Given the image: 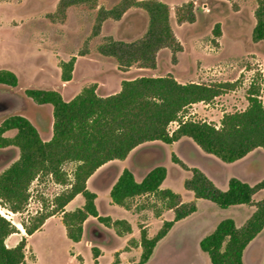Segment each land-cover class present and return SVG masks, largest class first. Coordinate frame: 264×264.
<instances>
[{"label": "rangeland", "instance_id": "374dc122", "mask_svg": "<svg viewBox=\"0 0 264 264\" xmlns=\"http://www.w3.org/2000/svg\"><path fill=\"white\" fill-rule=\"evenodd\" d=\"M162 1L168 8L172 37L164 39L151 57L135 60L128 46L145 37L149 24V15L139 6L138 0H0V68L9 69L17 76L15 87L0 84V111L7 107L2 100L4 92L24 98L30 108L16 112L26 116L36 126L40 136L48 139L52 108L50 105L35 104L24 94V90L30 87L56 89L68 100L83 86L95 83L96 87L99 86L97 94L106 95L120 85V77L113 73L107 75L105 71L96 74L107 63H115L120 70L119 75L124 78L161 73L185 77L180 79L184 82L233 84L232 89L208 103L196 102L186 107L183 114L191 119L218 126L224 113L244 109L249 85H264V42L252 39L257 0ZM216 23L219 24V35L213 33ZM71 56H75V74L70 81L61 83L60 62ZM131 61L132 67L129 68L127 63ZM139 64L148 67L137 69ZM22 104L16 102L18 107ZM36 109L45 121L42 124L35 120ZM7 113H1L0 120ZM174 126L170 123L168 129ZM12 133L7 131L4 135ZM172 152L178 153L179 146L160 141L145 142L131 151L124 162L107 163L100 167L87 184L89 190L98 193L99 199H95V204L101 214L108 212L113 218H129L132 232L138 236L141 226L153 235L164 220L172 219L173 212L151 194L130 199L126 208L114 203L107 205L110 201L107 190L123 166L133 168L135 178L139 180L151 166L163 165L167 174L162 187L170 188L185 200L194 199L192 192L184 187L191 168L199 162L205 173L214 176L202 159L192 160L188 154V158H179ZM17 155L18 150L13 146L0 148V171ZM213 160L211 167L217 178L213 179L220 190L227 188L231 177L241 178L250 185L264 180V148L254 149L247 160L236 166L215 156ZM74 166V162L62 165L70 178ZM63 188L50 176L38 177L29 186V198L22 212L11 213L0 206V213L18 228L11 236L17 240L25 236V264H109L113 260L116 264L119 252L135 247L133 237L123 246L114 227L91 217L84 223L85 235L79 242H73L66 236L64 225L57 217L60 212H56L55 217L48 219L30 236L26 235L20 222L31 224L35 216L51 210L53 197ZM263 198L264 191L258 190L251 204L226 208L205 199H195V211L175 223L157 242L152 259L146 264H211L207 254L199 249V239L224 218H230L236 226H241L253 212L254 203ZM82 203L83 197L79 194L68 204L67 210ZM98 228L99 238L90 244L86 241L87 234ZM263 241L264 227L256 237L257 255L251 261L246 257L247 264L259 258L260 242ZM91 246L103 250L97 262ZM113 247L118 251L112 253ZM132 255L124 260L125 263L128 260L131 264H139L138 261L133 262L136 257L134 253Z\"/></svg>", "mask_w": 264, "mask_h": 264}, {"label": "trees", "instance_id": "16d2710c", "mask_svg": "<svg viewBox=\"0 0 264 264\" xmlns=\"http://www.w3.org/2000/svg\"><path fill=\"white\" fill-rule=\"evenodd\" d=\"M138 4L147 11L149 24L145 37L128 46L135 60L151 57L164 39L172 37L165 3L141 0ZM254 15L252 39L264 42V0H257ZM213 33L219 35L218 23ZM74 61L75 56H71L60 62L61 80L71 79ZM0 84L15 87L17 76L9 69L0 68ZM232 86L229 82L181 83L167 74L122 79L119 90L107 95L97 94L96 84L91 83L68 100L55 89L26 88L24 94L35 104L51 106V133L48 139H43L36 126L17 112L7 113L0 120V148L13 146L18 150L17 157L0 171V206L11 213L22 212L27 205L31 182L50 176L64 188L53 197L51 210L35 216L31 224L20 222L26 235L39 229L44 220L56 212H61L65 234L72 241H79L83 223L89 216L114 227L117 235L130 233L127 220H112L108 215L99 214L96 194L86 187L89 176L102 164L124 159L133 148L147 141L171 143L187 137L202 151L226 163L241 159L256 148H264V85L250 84L246 90V107L224 113L218 126L183 114L191 104L208 103ZM171 122L177 125L169 131ZM7 131L13 133L4 135ZM65 162L75 163L71 178L62 168ZM165 176L166 168L160 164L151 166L138 181L130 169L123 168L109 189L111 202L116 205L126 208L130 199L151 194L173 211V218L164 220L153 236L147 235L145 227L139 228V264L148 260L156 243L175 221L196 209L194 202H182L179 194L169 188H160ZM184 187L192 191L194 197L226 208L251 204L255 192L264 191V180L250 185L238 177H231L227 188L220 190L199 168L192 167ZM77 194L83 197V204L73 210H64ZM254 207L241 226L224 218L199 239V249L207 254L211 264H244V249L264 227V198L256 201ZM17 229L0 213V264L25 263V236L13 246L5 244V238ZM99 231L98 228L88 233L87 240L96 242ZM91 251L95 258L97 247L91 246ZM261 264H264V253Z\"/></svg>", "mask_w": 264, "mask_h": 264}, {"label": "crops", "instance_id": "0c3cea01", "mask_svg": "<svg viewBox=\"0 0 264 264\" xmlns=\"http://www.w3.org/2000/svg\"><path fill=\"white\" fill-rule=\"evenodd\" d=\"M138 1H141V0H138ZM158 1H161L162 3H164L162 0H158ZM128 64V67L129 68H131L132 67V61L131 62H128L127 63ZM153 64H154V62H153ZM152 64V65H153ZM91 66L89 63H87V66ZM151 65V66H152ZM147 65H142V64H139V66H137V69H147ZM170 67H173V65H170ZM101 67H99L98 68V70L100 69ZM75 71H76V63H75V61H74V64H73V69H72V72H71V79L73 78V76H74V74H75ZM107 72V75H111V73H113L114 74V76H118V77H120L119 78V81H121L122 79H130V78H134V77H130V78H124V77H122V76H120L119 75V72H120V70H118L117 69V66H116V64L114 63V64H109V63H107L104 67H102L101 68V71H97L96 72V74H100V73H103V72ZM88 74V73H87ZM86 74V75H87ZM151 75H153V74H151ZM158 75H163V74H158ZM141 76V75H140ZM172 76L178 81V82H181V83H184V81H181L180 79H182V78H185V77H181V76H179V75H176V74H172ZM138 77V76H137ZM70 79V80H71ZM70 80H68V81H70ZM68 81H61V83H65V82H68ZM98 87L99 86H97L96 87V92H97V89H98ZM119 88H120V85H118L117 86V89L114 91V92H116V91H118L119 90ZM58 89V88H57ZM56 90V89H55ZM80 90V89H79ZM58 91V90H57ZM114 92H112V93H114ZM77 93V92H76ZM75 93V94H76ZM75 94H73V96L75 95ZM110 94V93H109ZM107 95V94H106ZM72 96V97H73ZM71 98V97H70ZM171 123H174L175 124V126H174V128L176 127V123L175 122H171ZM174 128H172L171 130H173ZM170 129H169V131H171ZM155 141H157V140H155ZM147 142H153V141H147ZM161 142V141H160ZM145 143V142H144ZM163 143V142H162ZM141 144H143V143H141ZM141 144H139V145H141ZM164 144H169V145H171V146H179V152L177 153V152H172L176 157H179V158H181L182 156H186L187 154L189 155V156H191V157H189V158H191L192 160H196V159H202L203 160V163L205 164V166H206V168H208L209 170H210V172H211V174L215 177V179H217L216 178V176H215V173H214V168H212L211 166H212V164H213V162L215 161V160H213L214 159V156H209V154H207V153H204L190 138H187V137H181L180 139H178V140H176V141H173V142H171V143H164ZM139 145H137L136 147H138ZM135 147V148H136ZM135 148H133L131 151H133ZM131 151L128 153V155L131 153ZM253 151V150H252ZM252 151H250L249 153H247L244 157H242L241 159H238V160H236V161H233V162H231V164L232 165H234V166H236V165H238L239 163H242V161H245V160H247L249 157H250V155H251V153H252ZM128 155L124 158V159H113V160H110V161H107L106 163H104V164H102L101 166H99L90 176H89V178L100 168V167H102V166H104V165H107V163H122V162H124L126 159H127V157H128ZM187 155V156H188ZM186 156V157H187ZM188 158V157H187ZM217 159V158H216ZM199 163V162H198ZM198 163H196V168H199L214 184H215V179H213L214 177H211V175H209V174H207V173H205L204 172V170H203V168L202 167H200V165L198 164ZM240 167H241V165H240ZM123 168H128V169H130L132 172H133V168H131V167H127V166H123L122 168H121V170L123 169ZM149 169V168H148ZM147 169V170H148ZM121 170H120V172H121ZM146 170V171H147ZM146 171H144V173L146 172ZM216 171V170H215ZM119 172V173H120ZM144 173L142 174V176L144 175ZM166 174H167V170H166ZM133 175H134V172H133ZM118 176V175H117ZM142 176H141V178H142ZM134 177H135V175H134ZM190 177V176H189ZM189 177H187V178H189ZM88 178V179H89ZM140 178V179H141ZM186 178V179H187ZM88 179H87V181H86V187L88 188ZM136 179V178H135ZM139 179V180H140ZM241 179V178H240ZM137 180V179H136ZM242 180V179H241ZM138 181V180H137ZM243 181H245V180H243ZM160 188H164V187H162V183L160 184ZM89 189V188H88ZM109 189H110V187L108 188V193H109ZM170 189V188H169ZM186 189V188H185ZM188 191H190V190H188ZM187 191V192H188ZM174 192V191H173ZM190 192H192V191H190ZM95 194H96V198L95 199H99L98 198V193L97 192H94ZM107 193V192H106ZM176 193V192H175ZM189 193V192H188ZM178 194V193H177ZM79 194H77V195H75V197H73V199H71L65 206H64V210H67V206H68V204L72 201V200H74V199H76V197L78 196ZM192 195H193V193H192ZM179 197H180V200L182 201V202H190V201H192V202H194L195 201V199H197L196 197L194 198V199H190V200H185L183 197H181L180 195H179ZM202 199V198H201ZM108 204V206H111V204H112V202H111V199H110V201H108L107 202ZM83 204V203H82ZM81 204V205H82ZM195 204V203H194ZM80 205V206H81ZM96 205V204H95ZM80 206H77V207H80ZM97 207V206H96ZM122 207V206H121ZM76 208V207H75ZM73 210V209H72ZM97 210H98V212H99V214L100 215H108L109 217L111 216L112 217V215H110L108 212H106V213H104V214H101V212H100V210L97 208ZM169 210H171L172 211V209H169ZM173 212V211H172ZM53 217H55L54 215H51V216H49V217H47L45 220H44V222H43V224L41 225V227H43L44 225H45V223H46V221L48 220V219H50V218H53ZM58 217V219H60V221H61V212H60V215L59 216H57ZM89 217H91V216H89ZM91 218H95V217H91ZM173 218V217H172ZM185 218V217H184ZM184 218H182V219H180V220H177V221H175L174 223H173V225L175 224V223H177V222H179V221H182ZM96 219V218H95ZM112 220H114V219H125V220H127L126 218H111ZM88 220V218L85 220V221H87ZM170 220V219H169ZM85 221H84V223H85ZM91 221V220H90ZM128 223H129V218H128ZM62 222V221H61ZM84 223H83V232H82V235H81V238L85 235V226H84ZM130 224V223H129ZM172 225V226H173ZM130 226H131V232L130 233H125V234H122V235H117V237H118V240H120V239H122V242H123V246H125V243H126V241L127 240H129V239H131V237H133V239L135 240V247H131L130 249H128V250H123V251H121V252H119L118 253V255H117V258H116V264H131L132 262H129L128 260L126 261L127 263H125V259L127 258V257H132L133 255H132V253H134V256L136 257V258H134V260H133V262H135V261H138L139 260V256H140V253H141V246H140V243H139V236L138 235H136V234H134V232H132V229H133V226L130 224ZM40 227V228H41ZM144 227V226H143ZM39 228V229H40ZM64 229H65V227H64ZM170 229H172V227L170 228ZM169 229V230H170ZM13 234V233H12ZM12 234H10V235H8L6 238H5V244L7 245V246H13V245H15L17 242H18V240L16 239V238H14V237H12L11 235ZM155 234V233H154ZM153 234V235H154ZM147 235L149 236V237H151V236H153V235H149L148 233H147ZM258 235V234H257ZM257 235L248 243V245L246 246V248L244 249V251H243V255H242V259H243V263L244 264H247V262L245 261L246 260V257L247 258H250V260L249 261H251V259H253L254 257H255V255H257V250L259 249L258 247H256V245H255V243H256V237H257ZM30 236V235H29ZM80 238V239H81ZM80 239H79V241H80ZM72 241V240H71ZM79 241H73V242H79ZM86 241L87 242H89L90 244H91V242L89 241V240H87L86 239ZM9 243V244H8ZM93 243H95V242H93ZM157 244V243H156ZM260 244H261V252H260V256H259V258L255 261V262H248V264H261L262 263V257H263V253H264V241L263 242H260ZM156 247V245L154 246V248H153V250H152V253H151V255H150V257L148 258V260L145 262V264L148 262V261H150L151 259H152V256H153V254H154V251H155V248ZM258 248V249H257ZM98 249V248H97ZM99 250V249H98ZM100 252H98V254H97V256L94 258V260L97 262V257H99L102 253H103V250H102V248H100V250H99ZM118 250H117V248L116 247H113L112 248V253L113 252H117ZM93 255V254H92ZM77 256H80V255H77ZM138 256V257H137ZM25 257H26V253H25ZM112 261V260H111ZM25 262H26V260H25ZM114 262V260L112 261V262H110L109 264H112ZM25 264V263H24Z\"/></svg>", "mask_w": 264, "mask_h": 264}, {"label": "flooded vegetation", "instance_id": "af4514ba", "mask_svg": "<svg viewBox=\"0 0 264 264\" xmlns=\"http://www.w3.org/2000/svg\"><path fill=\"white\" fill-rule=\"evenodd\" d=\"M3 98L2 100L7 104L8 106V113H15L18 110H25L27 108H30L29 102L27 100H25L24 98H21V100H19L17 97H14L13 95H11L10 92H4L3 93ZM20 101L23 102V104L21 106H17L16 102ZM35 120L42 124L43 122H45L40 114V112L36 109L35 111Z\"/></svg>", "mask_w": 264, "mask_h": 264}, {"label": "water", "instance_id": "95a60500", "mask_svg": "<svg viewBox=\"0 0 264 264\" xmlns=\"http://www.w3.org/2000/svg\"><path fill=\"white\" fill-rule=\"evenodd\" d=\"M17 98H18L19 100H21V97L17 96ZM7 110H8V106H7L5 109L1 110V111H0V114H1V113H5V112H7Z\"/></svg>", "mask_w": 264, "mask_h": 264}, {"label": "built area", "instance_id": "2783aa9c", "mask_svg": "<svg viewBox=\"0 0 264 264\" xmlns=\"http://www.w3.org/2000/svg\"><path fill=\"white\" fill-rule=\"evenodd\" d=\"M176 123V122H175ZM177 125V124H176Z\"/></svg>", "mask_w": 264, "mask_h": 264}]
</instances>
